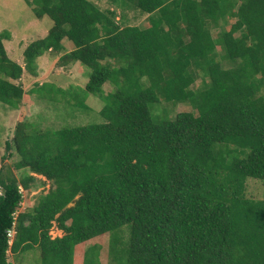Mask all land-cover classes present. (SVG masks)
<instances>
[{"label": "trees", "instance_id": "1", "mask_svg": "<svg viewBox=\"0 0 264 264\" xmlns=\"http://www.w3.org/2000/svg\"><path fill=\"white\" fill-rule=\"evenodd\" d=\"M27 1L53 21L24 50L29 72L67 38L74 47L63 64L80 62L89 75L84 87L47 82L33 91L83 107L98 95L104 121L17 124L6 148L20 177L0 165V264L35 247L42 264H73L79 244L105 233L120 264H264V199L246 195L247 178L264 180V0H112L147 13L148 27L122 25L124 14L92 0ZM5 38L0 31V102L18 108L24 70ZM163 102L193 110L172 117ZM36 174L52 184L18 212L20 186L29 189ZM54 221L62 236L50 235ZM127 224L125 249L117 243ZM87 253L84 264L99 263L98 246Z\"/></svg>", "mask_w": 264, "mask_h": 264}, {"label": "rangeland", "instance_id": "2", "mask_svg": "<svg viewBox=\"0 0 264 264\" xmlns=\"http://www.w3.org/2000/svg\"><path fill=\"white\" fill-rule=\"evenodd\" d=\"M92 1L102 9H115L118 15L117 19L124 14V18H121L120 21L122 25L136 24L141 27L150 25L148 14L139 9H121L112 0ZM35 9V4L29 3L27 0H0V31L9 33V38L4 39V46L8 56L20 63L24 70L21 78L16 81L20 82L24 88V96L19 107L11 108L0 102V165L3 163L10 165L17 177H20L22 172L13 168L18 155L13 152V155L9 156L10 151L6 148V141L12 140L18 123L29 122L38 125L41 129H58L60 127H75L104 121V117L100 112L104 101L98 95L89 94L85 101H83V97L79 98L81 103L83 101L87 105V107H83L62 100L52 101L40 96L37 91H33L42 83L47 82L69 89L72 86L84 87L89 80V75L86 73L87 66L80 62L63 64L61 56L74 47V44L67 38L63 40L65 48L62 52L48 50L37 58L34 72H29L25 67L24 50L32 41L44 37L53 24L48 15L38 17ZM233 21L234 19L230 18L228 23L225 22L221 27H213L214 36L222 30H229ZM217 49L219 53H224L220 46ZM220 62L224 67L233 65L232 62L226 59H221ZM114 63L116 64V61ZM201 84V79H198L193 87H198ZM112 87L109 82H106L104 84L105 92L109 93L113 89ZM162 105L167 106L172 117L179 111L193 110L187 102L177 104L163 102ZM50 184L52 183L44 176L36 174V179L31 182L30 188L22 191L23 201L18 212L33 209L39 195L46 193L50 188ZM246 195L250 198L264 199V180L253 177L247 178ZM57 228L58 226L54 221L50 229L52 237L53 235H59V229ZM121 229L118 231V238L121 241H118L117 246L127 249L130 239V224L122 226ZM112 237L113 235L110 233H105L83 242L75 249L73 264H84L85 257L88 255L87 252L95 245L98 246V264H120L113 251L115 245L112 242ZM40 254L39 247L19 253L9 251L8 259L13 264H42Z\"/></svg>", "mask_w": 264, "mask_h": 264}, {"label": "built area", "instance_id": "3", "mask_svg": "<svg viewBox=\"0 0 264 264\" xmlns=\"http://www.w3.org/2000/svg\"><path fill=\"white\" fill-rule=\"evenodd\" d=\"M20 190H21V192L23 191V187L22 186H20ZM1 193H2V190L0 189V194ZM15 233H16V229H15V222H14L12 228L8 230V237H9V245L10 246L13 243V238H14Z\"/></svg>", "mask_w": 264, "mask_h": 264}, {"label": "crops", "instance_id": "4", "mask_svg": "<svg viewBox=\"0 0 264 264\" xmlns=\"http://www.w3.org/2000/svg\"><path fill=\"white\" fill-rule=\"evenodd\" d=\"M59 229V228H57ZM64 233H63V230L59 229V235H53V237H56V236H62ZM82 244V243H81ZM81 244H79L78 246H80ZM77 246V247H78Z\"/></svg>", "mask_w": 264, "mask_h": 264}]
</instances>
